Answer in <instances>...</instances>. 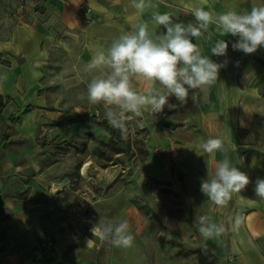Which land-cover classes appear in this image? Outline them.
<instances>
[{
  "label": "rangeland",
  "instance_id": "rangeland-1",
  "mask_svg": "<svg viewBox=\"0 0 264 264\" xmlns=\"http://www.w3.org/2000/svg\"><path fill=\"white\" fill-rule=\"evenodd\" d=\"M111 14L106 20L100 13L84 15L92 30L57 42L34 98L8 117L11 122L18 116L8 138L25 135L20 145L36 150L15 160L19 166L6 178L19 206L8 233L0 234L14 235L25 264H201L189 201L207 175H184L172 159V145L167 148L171 129L183 117L182 104L173 96L169 103L175 108L127 114L122 138L105 118V106L88 102L87 85L99 75L88 67L92 57L130 28L117 9ZM133 85L146 89L136 79ZM122 220L135 237L132 247L93 237L94 224Z\"/></svg>",
  "mask_w": 264,
  "mask_h": 264
},
{
  "label": "crops",
  "instance_id": "crops-1",
  "mask_svg": "<svg viewBox=\"0 0 264 264\" xmlns=\"http://www.w3.org/2000/svg\"><path fill=\"white\" fill-rule=\"evenodd\" d=\"M152 3L154 8L139 15L132 7V0H0V96L3 101L10 98L0 113V122L5 126L2 141L0 125V231L8 233L19 206L12 180L6 178L19 166L15 160L27 159L36 150H24L25 135L8 138L14 127L8 117L34 98L33 90L46 74L50 53L57 42L62 43L66 34L92 30L93 26L84 22V15L100 13L106 20L115 8L125 16L130 32L138 22L150 21L153 11L170 13L174 22L187 25L196 23L192 15L194 7L215 13L228 10L242 13L264 4V0H152ZM149 28L157 33L165 31L151 23ZM105 29L106 26L101 28ZM219 39L228 42L226 57L211 55V48ZM237 39L220 36L214 25L198 41L193 38L203 55L227 64L221 68L215 84L190 90L188 102L181 107V122L171 129L167 140L170 144L167 148L172 145V159L183 174L198 179L204 175L210 177L224 154L217 152L214 157L203 152L197 154L195 143L212 137L227 138L228 158L250 178L246 189L233 194L223 209L203 198L201 190L193 191L196 199L189 201L193 216L206 215L213 222L223 223L226 229L220 237L209 240L200 233L194 234L203 249L201 264H264V199L256 197L254 192L256 180L264 179V47L245 55L233 50L232 43ZM37 60L43 62V67L35 69L39 76H34L33 65ZM193 92H196L195 102L191 99ZM24 125L27 124H23V129ZM236 215L242 217L238 230L232 228ZM24 254L15 246L13 234H0V264H25Z\"/></svg>",
  "mask_w": 264,
  "mask_h": 264
},
{
  "label": "clouds",
  "instance_id": "clouds-1",
  "mask_svg": "<svg viewBox=\"0 0 264 264\" xmlns=\"http://www.w3.org/2000/svg\"><path fill=\"white\" fill-rule=\"evenodd\" d=\"M132 7L142 15L155 5L152 0H132ZM192 15L196 23L185 25L174 22L170 13L153 11L150 21L138 22L132 31L114 39L106 52H98L92 57L88 67L98 69L99 75L87 85L88 102L105 106V118L120 131L122 138L127 131V114L162 113L165 106L169 109L176 107L169 103L170 97L186 104L190 90H202L218 81L219 72L226 67L227 61L217 63L203 55L199 44L193 42V38L198 41L204 37L210 25L215 26L220 36L238 37L232 48L245 55L264 47V4L242 13L235 10L215 13L194 7ZM150 23L158 28L162 26L165 31H151ZM228 46L225 39L217 40L211 48V55L226 57ZM41 67L42 61L34 62V76H39L35 69ZM134 79L146 84V89L138 91L133 85ZM157 83L160 87H156ZM196 92L191 96L193 102ZM226 139L212 137L197 141L194 146L197 154L203 152L213 157L217 152L224 154L211 176L202 179L200 185L201 192L221 209L228 205L233 194L240 193L250 183L248 175L228 158ZM254 192L256 197L264 199V179L256 180ZM193 222L205 240L220 237L226 230L223 223L213 222L206 215L195 217ZM241 223L242 217L236 215L232 228L238 230ZM129 227L128 221L122 220L116 224L98 222L90 230L100 241L110 242L117 248H130L135 237Z\"/></svg>",
  "mask_w": 264,
  "mask_h": 264
},
{
  "label": "trees",
  "instance_id": "trees-1",
  "mask_svg": "<svg viewBox=\"0 0 264 264\" xmlns=\"http://www.w3.org/2000/svg\"><path fill=\"white\" fill-rule=\"evenodd\" d=\"M10 100L9 97H6L5 100L3 101L2 97L0 96V107L1 106H4L5 104H7V102ZM18 119V116H14L11 120L12 121H15ZM37 249L36 248H33L32 249V252L36 251ZM41 250H44V248H41Z\"/></svg>",
  "mask_w": 264,
  "mask_h": 264
}]
</instances>
